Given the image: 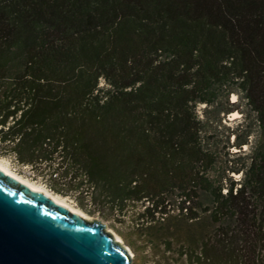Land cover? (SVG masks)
<instances>
[{"label": "trees", "instance_id": "16d2710c", "mask_svg": "<svg viewBox=\"0 0 264 264\" xmlns=\"http://www.w3.org/2000/svg\"><path fill=\"white\" fill-rule=\"evenodd\" d=\"M0 158L195 264H264V0H0Z\"/></svg>", "mask_w": 264, "mask_h": 264}, {"label": "water", "instance_id": "95a60500", "mask_svg": "<svg viewBox=\"0 0 264 264\" xmlns=\"http://www.w3.org/2000/svg\"><path fill=\"white\" fill-rule=\"evenodd\" d=\"M103 223L0 169V264H131Z\"/></svg>", "mask_w": 264, "mask_h": 264}, {"label": "rangeland", "instance_id": "374dc122", "mask_svg": "<svg viewBox=\"0 0 264 264\" xmlns=\"http://www.w3.org/2000/svg\"><path fill=\"white\" fill-rule=\"evenodd\" d=\"M236 99V96H230V101H235ZM200 108H202V106ZM241 116L242 114H240L239 112H234L227 115L224 120H222V123L229 126L232 130L236 126V124L241 121ZM222 130H224L223 132H227V130L225 129ZM232 140L233 138L231 136L230 142H232ZM245 148L246 147L242 149ZM231 151L235 152L237 150L232 148ZM0 160L4 161L5 166L13 174H15L16 177L31 182L32 184L43 189L46 188L45 190H48V193L63 197L64 200L70 206H73L75 209H77L82 214V216L86 217L89 220L96 219L103 223L105 228L109 230L114 237L117 236V238L119 239L118 241L121 243V245H123L132 255L131 264H195V261L190 260V257L188 255L180 257V249L178 248L180 243L176 241L170 245L169 249H165L163 247V240H166L165 238L161 239L160 237L156 241H152L145 239V237H139L133 234L131 235L130 233L132 232L130 231V226H132L133 223L130 217L131 213H129L130 210H128V214L125 213L124 216L119 217V222L115 215H107L106 210H103L99 213H96L95 211L91 214L84 213L80 210V207L78 203H76V200H74V195L76 194L73 193L68 197L56 194L48 188V185L40 177L34 180L33 176H35L34 174L36 173H33V171L29 167H18L16 163L12 162V160L9 158H0ZM233 177L238 179L240 176L234 175ZM138 209L139 208H135V210ZM150 242L152 243L150 244ZM196 252L199 253V249H197Z\"/></svg>", "mask_w": 264, "mask_h": 264}, {"label": "bare ground", "instance_id": "6f19581e", "mask_svg": "<svg viewBox=\"0 0 264 264\" xmlns=\"http://www.w3.org/2000/svg\"><path fill=\"white\" fill-rule=\"evenodd\" d=\"M0 169L3 170L4 172H6L7 174L13 176L14 178H16L17 181L21 182V183H24L26 185H28L29 187H31L33 190L35 191H39V192H42L44 193L45 195L48 196V198L52 199L53 201H55L56 203H59L61 205H63L67 210L71 211V212H75V213H78L80 215H82L77 209H75L73 206H70L65 200L63 197H59V196H55V195H52L50 193H48V190H45L41 187H38L34 184H32L31 182H28L26 180H23L19 177H16L15 174H13L6 166H5V163L4 161H1L0 160ZM115 239H117V241L119 240L117 238V236H115Z\"/></svg>", "mask_w": 264, "mask_h": 264}]
</instances>
